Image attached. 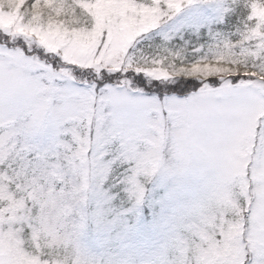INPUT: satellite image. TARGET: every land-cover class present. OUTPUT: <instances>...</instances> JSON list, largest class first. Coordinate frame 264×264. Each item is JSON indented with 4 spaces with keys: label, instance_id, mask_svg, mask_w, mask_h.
<instances>
[{
    "label": "snow or ice",
    "instance_id": "6c2138e0",
    "mask_svg": "<svg viewBox=\"0 0 264 264\" xmlns=\"http://www.w3.org/2000/svg\"><path fill=\"white\" fill-rule=\"evenodd\" d=\"M10 2L0 264H264V0Z\"/></svg>",
    "mask_w": 264,
    "mask_h": 264
},
{
    "label": "rangeland",
    "instance_id": "374dc122",
    "mask_svg": "<svg viewBox=\"0 0 264 264\" xmlns=\"http://www.w3.org/2000/svg\"><path fill=\"white\" fill-rule=\"evenodd\" d=\"M17 5L11 3L10 0H0V24L2 23H10L12 20L16 18V9ZM192 188L195 187L194 183L191 185ZM152 213L149 210L147 204H145L141 210V228H146L152 222ZM85 242L90 244L92 242L91 237H86ZM19 255L21 257H25L27 254L22 250H19Z\"/></svg>",
    "mask_w": 264,
    "mask_h": 264
}]
</instances>
